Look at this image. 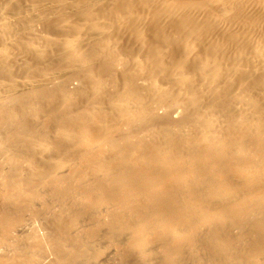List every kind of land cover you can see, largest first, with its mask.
<instances>
[{"label":"bare ground","instance_id":"6f19581e","mask_svg":"<svg viewBox=\"0 0 264 264\" xmlns=\"http://www.w3.org/2000/svg\"><path fill=\"white\" fill-rule=\"evenodd\" d=\"M100 78L107 83L103 90ZM59 82L79 84L72 97L92 103L83 131L121 126L111 137L125 135L117 141L133 153L161 161L167 154L162 141L176 139L171 143L180 149L198 143L192 157L199 165L258 163L264 154V0H0V124L33 99L52 113L62 111ZM11 98L16 101L9 107ZM156 117L174 127L169 137L150 126ZM189 118L199 121L192 126ZM62 123L46 126L50 145ZM80 128L75 143L84 136ZM14 155L4 177L9 185L19 183L23 200L25 189L51 170L43 163L28 175L21 155ZM119 182L117 194L125 198L152 186L124 174Z\"/></svg>","mask_w":264,"mask_h":264},{"label":"rangeland","instance_id":"374dc122","mask_svg":"<svg viewBox=\"0 0 264 264\" xmlns=\"http://www.w3.org/2000/svg\"><path fill=\"white\" fill-rule=\"evenodd\" d=\"M97 82L99 89L106 88L103 78ZM59 86L63 112L52 113L33 99L20 115L8 113L0 124V264H264V154L258 163L249 159L251 172L249 163L238 159L231 167L225 159L199 165L192 157L198 151L195 141L192 149L184 144L180 149L179 140L174 147L176 139L162 141L167 154L161 161L133 153L117 141L125 135L111 137L121 126L109 133L83 131L92 103L72 97L79 84ZM15 101L11 98L9 107ZM58 121L63 123L50 145L47 127ZM78 126L84 136L75 143ZM150 126L166 137L174 128L158 117ZM106 136L117 142L107 144ZM17 153L26 174L34 165L51 170L25 189L23 200L19 183L9 185L4 177L3 166ZM104 153L114 154L116 161ZM120 174L134 184L149 179L152 186L125 198L117 194Z\"/></svg>","mask_w":264,"mask_h":264}]
</instances>
